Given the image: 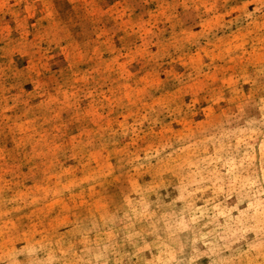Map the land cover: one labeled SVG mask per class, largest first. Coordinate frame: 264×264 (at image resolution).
I'll return each instance as SVG.
<instances>
[{
	"label": "rangeland",
	"instance_id": "1",
	"mask_svg": "<svg viewBox=\"0 0 264 264\" xmlns=\"http://www.w3.org/2000/svg\"><path fill=\"white\" fill-rule=\"evenodd\" d=\"M0 264H264V0H0Z\"/></svg>",
	"mask_w": 264,
	"mask_h": 264
}]
</instances>
